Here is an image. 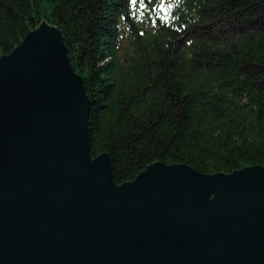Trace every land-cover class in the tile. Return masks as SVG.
<instances>
[{"label": "water", "instance_id": "water-1", "mask_svg": "<svg viewBox=\"0 0 264 264\" xmlns=\"http://www.w3.org/2000/svg\"><path fill=\"white\" fill-rule=\"evenodd\" d=\"M88 112L53 27L0 57V264H264V167L159 162L118 185Z\"/></svg>", "mask_w": 264, "mask_h": 264}, {"label": "trees", "instance_id": "trees-1", "mask_svg": "<svg viewBox=\"0 0 264 264\" xmlns=\"http://www.w3.org/2000/svg\"><path fill=\"white\" fill-rule=\"evenodd\" d=\"M41 23L89 103V154L120 185L152 163L264 167V0H0V57Z\"/></svg>", "mask_w": 264, "mask_h": 264}]
</instances>
